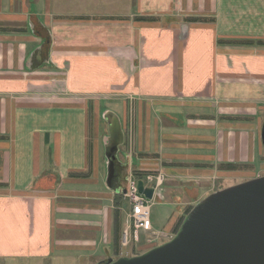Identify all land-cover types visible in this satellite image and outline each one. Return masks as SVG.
Instances as JSON below:
<instances>
[{"label": "crops", "instance_id": "obj_1", "mask_svg": "<svg viewBox=\"0 0 264 264\" xmlns=\"http://www.w3.org/2000/svg\"><path fill=\"white\" fill-rule=\"evenodd\" d=\"M258 40L264 0H0V260L140 255L218 181L256 177ZM131 172H163L153 201L180 209L166 233L140 232L160 243L131 237L127 255L119 189Z\"/></svg>", "mask_w": 264, "mask_h": 264}, {"label": "water", "instance_id": "obj_2", "mask_svg": "<svg viewBox=\"0 0 264 264\" xmlns=\"http://www.w3.org/2000/svg\"><path fill=\"white\" fill-rule=\"evenodd\" d=\"M261 138L264 148V122ZM117 142L106 147L107 185L118 184ZM119 191L126 193V187ZM152 200L155 189L138 181ZM97 264H264V176L217 190L197 202L175 236L136 256Z\"/></svg>", "mask_w": 264, "mask_h": 264}, {"label": "built area", "instance_id": "obj_3", "mask_svg": "<svg viewBox=\"0 0 264 264\" xmlns=\"http://www.w3.org/2000/svg\"><path fill=\"white\" fill-rule=\"evenodd\" d=\"M142 179L145 187H152L155 189L152 200L147 199L138 191V181ZM165 180L163 172H149L141 175L136 172H131L126 185V193L122 194L126 199L128 207L130 208L126 228L123 232L121 244L128 247L131 237L135 242H139L140 232H152L153 224L151 221V202L155 199L157 190L161 188ZM153 238H149L148 242H153Z\"/></svg>", "mask_w": 264, "mask_h": 264}, {"label": "rangeland", "instance_id": "obj_4", "mask_svg": "<svg viewBox=\"0 0 264 264\" xmlns=\"http://www.w3.org/2000/svg\"><path fill=\"white\" fill-rule=\"evenodd\" d=\"M264 122V121H263ZM104 151V150H103ZM264 152V151H263ZM119 166L118 162L116 161V168ZM107 168H108V164H107ZM255 173H256V177H260V176H264V166L263 167H257L256 170H255ZM256 177H253V178H256ZM253 178H249V179H245V177H240V178H235V179H222V181H218V187L219 188L218 190L221 189H224V188H228V187H231V186H234V185H237L239 183H242L244 181H247V180H250V179H253ZM166 188V185H164L162 187L163 190H165ZM164 199V198H163ZM180 207H178V205H167L166 204V201L163 200V201H159V202H156V201H152L151 202V221H152V224H153V227H154V230L158 231L159 233L161 234H164L166 233L167 231L170 230L171 228V223H172V218H173V215L175 214V212H177V210H179ZM182 209V208H181ZM189 209V208H188ZM188 209H184L183 207V210H181V213L183 212V215L181 216V218L177 221L176 225L174 226L172 232H171V235L168 236V239H172L175 234L177 233V231L179 230V227L180 225L182 224L183 220H184V217L187 215V211ZM192 209V208H191ZM141 235L140 236V241L139 242H136V246L143 242H145L147 240V238L151 237L150 235H143L142 233H140ZM163 240H165V238H163ZM161 239V244L167 242V241H163ZM158 240H153V242L151 243L152 245H156L158 243ZM159 245V244H158ZM133 246V244L131 243L130 246L128 247H122L123 248V253H127V252H130V249L131 247ZM157 246V245H156ZM155 247V246H154ZM129 253H127L128 255ZM130 257V256H129ZM11 264H22L20 263L19 261L17 263L15 262H12V261H9ZM0 264H9L7 263L5 260H0ZM32 264H37L35 262H32ZM49 264H87V262L83 261V260H78V259H70V260H67V261H60V262H53V263H49Z\"/></svg>", "mask_w": 264, "mask_h": 264}, {"label": "trees", "instance_id": "obj_5", "mask_svg": "<svg viewBox=\"0 0 264 264\" xmlns=\"http://www.w3.org/2000/svg\"><path fill=\"white\" fill-rule=\"evenodd\" d=\"M187 20L188 21H197L198 19L192 18V19H187ZM231 43H234V44H243V45H251V44H254V41H252V40L232 41ZM257 44L264 45V41L263 40H258L257 41ZM228 168L234 169V168H238V166L237 165H228ZM191 208H189L187 212H189L191 210Z\"/></svg>", "mask_w": 264, "mask_h": 264}, {"label": "flooded vegetation", "instance_id": "obj_6", "mask_svg": "<svg viewBox=\"0 0 264 264\" xmlns=\"http://www.w3.org/2000/svg\"><path fill=\"white\" fill-rule=\"evenodd\" d=\"M261 141H262V138H261ZM263 144V143H262Z\"/></svg>", "mask_w": 264, "mask_h": 264}]
</instances>
